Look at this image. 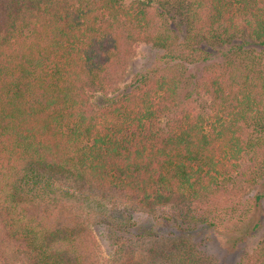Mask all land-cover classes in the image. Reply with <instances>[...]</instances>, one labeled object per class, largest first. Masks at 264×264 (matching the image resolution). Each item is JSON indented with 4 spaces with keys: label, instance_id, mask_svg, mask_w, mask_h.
Segmentation results:
<instances>
[{
    "label": "trees",
    "instance_id": "obj_1",
    "mask_svg": "<svg viewBox=\"0 0 264 264\" xmlns=\"http://www.w3.org/2000/svg\"><path fill=\"white\" fill-rule=\"evenodd\" d=\"M178 1L0 0V264H95L86 227L60 199L74 195L60 196L57 185L149 212L188 208L176 222L191 233L207 217L188 206L255 180L264 165V67L243 44L264 52V0H183L197 16L191 43L242 40L195 82L209 112L182 102L166 75L137 74L130 90L92 101L133 42L171 49L172 37L154 32L153 12ZM129 222L121 233L137 225ZM152 234L143 224L131 233ZM187 239L123 264H201ZM240 263L264 264V244Z\"/></svg>",
    "mask_w": 264,
    "mask_h": 264
},
{
    "label": "rangeland",
    "instance_id": "obj_2",
    "mask_svg": "<svg viewBox=\"0 0 264 264\" xmlns=\"http://www.w3.org/2000/svg\"><path fill=\"white\" fill-rule=\"evenodd\" d=\"M161 7L157 6L153 12L154 32L169 34L173 41L171 49L152 42H133L129 55L113 72L109 87L92 98L97 105L108 103L119 93L130 90L137 74L166 75L177 81L182 102L197 112H209L210 98L196 91L195 82L201 79L206 66L223 61L229 54L230 45L241 44L242 40L220 44L216 41L198 43L199 39L194 38L191 43L189 31L197 16L190 4L182 0ZM243 45L249 51L247 55L261 58L258 61L264 67V52L251 42ZM198 48L202 53L194 50ZM254 176L255 180L250 183L236 180L235 185H230L214 199L188 206L191 214L207 217V224L191 233L184 231L185 226L178 225L181 220L176 222V218L188 208L158 206L149 212L134 202H110L90 193H77L69 184L57 185L54 190L60 196L61 190L74 195L71 199L62 198V192L60 199L67 211L79 216L81 224L86 227L95 264L136 262L144 255L143 249L151 245L187 238L200 251L201 264H241L243 254L256 253L264 244V165L257 167ZM256 195L261 196L258 204ZM126 221L137 225L131 232L121 233ZM131 222L127 224L130 226ZM141 224L153 233L152 236L137 239L131 235ZM14 264L22 263L15 261Z\"/></svg>",
    "mask_w": 264,
    "mask_h": 264
}]
</instances>
